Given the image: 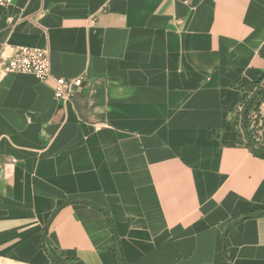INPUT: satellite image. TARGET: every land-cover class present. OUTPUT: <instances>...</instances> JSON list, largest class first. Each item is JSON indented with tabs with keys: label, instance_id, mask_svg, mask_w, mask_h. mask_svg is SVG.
Instances as JSON below:
<instances>
[{
	"label": "crops",
	"instance_id": "crops-1",
	"mask_svg": "<svg viewBox=\"0 0 264 264\" xmlns=\"http://www.w3.org/2000/svg\"><path fill=\"white\" fill-rule=\"evenodd\" d=\"M18 48L86 81L63 103L0 72V264H225L243 217L229 264H264L240 109L264 78V0H15L0 56ZM260 126L264 146V105Z\"/></svg>",
	"mask_w": 264,
	"mask_h": 264
},
{
	"label": "built area",
	"instance_id": "built-area-1",
	"mask_svg": "<svg viewBox=\"0 0 264 264\" xmlns=\"http://www.w3.org/2000/svg\"><path fill=\"white\" fill-rule=\"evenodd\" d=\"M14 2L15 0H0V6H11ZM0 72L2 74L33 75L40 81H51L55 86V98L63 103L71 102L74 95L84 86L86 81L85 75L73 79L53 75L50 51L48 49H13L12 55L7 58L3 52L0 56ZM240 109L242 110V107ZM257 117L254 116V126L257 122ZM258 122L261 124L259 119Z\"/></svg>",
	"mask_w": 264,
	"mask_h": 264
},
{
	"label": "trees",
	"instance_id": "trees-1",
	"mask_svg": "<svg viewBox=\"0 0 264 264\" xmlns=\"http://www.w3.org/2000/svg\"><path fill=\"white\" fill-rule=\"evenodd\" d=\"M263 105H264V78H262L255 84L254 92L251 95H247L245 97L244 104L241 110L243 130H244L247 142H248L249 149L254 153L255 156L261 159H264V146L262 145L261 140H260L261 126H260V122H258V119L259 121H261V109ZM254 116H258L257 122H256L257 126L256 124L254 126ZM89 205L103 211L113 223L112 219L110 218V216L108 215L106 211H104L103 209L95 205H92V204H89ZM262 215H264V210L256 215H253L252 217H257V216H262ZM247 218L249 217H243L236 221L231 222L229 227L227 228V231L225 232L223 236L222 255H223L225 264H229L228 247H227V241H226L228 229L231 226L246 220ZM113 227L115 231L116 241L117 243H119L118 236L116 234V228L114 224H113ZM117 252H118V255L120 257L122 264H126L124 262L120 248L117 249ZM56 261L61 264H81L79 261H76V260H56Z\"/></svg>",
	"mask_w": 264,
	"mask_h": 264
}]
</instances>
